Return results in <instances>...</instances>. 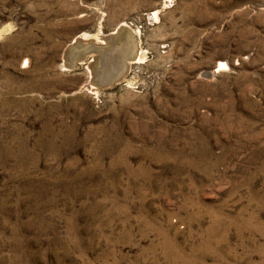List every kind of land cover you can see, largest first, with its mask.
<instances>
[{
    "label": "rangeland",
    "instance_id": "rangeland-1",
    "mask_svg": "<svg viewBox=\"0 0 264 264\" xmlns=\"http://www.w3.org/2000/svg\"><path fill=\"white\" fill-rule=\"evenodd\" d=\"M123 23L145 58L96 94L64 54ZM0 32V264H264V0H0Z\"/></svg>",
    "mask_w": 264,
    "mask_h": 264
},
{
    "label": "bare ground",
    "instance_id": "bare-ground-1",
    "mask_svg": "<svg viewBox=\"0 0 264 264\" xmlns=\"http://www.w3.org/2000/svg\"><path fill=\"white\" fill-rule=\"evenodd\" d=\"M96 36L84 33L76 38L72 46L66 50L62 66L73 70L80 63H84L85 57L91 54L92 63L88 62L86 67L92 76L94 74L97 76V83L90 85L93 92L97 94L99 88H109L123 82L130 84L131 81L126 76L128 69L132 64L145 58L139 45L138 32L123 23L106 38ZM97 41H101V44ZM101 64L103 67H100Z\"/></svg>",
    "mask_w": 264,
    "mask_h": 264
},
{
    "label": "water",
    "instance_id": "water-1",
    "mask_svg": "<svg viewBox=\"0 0 264 264\" xmlns=\"http://www.w3.org/2000/svg\"><path fill=\"white\" fill-rule=\"evenodd\" d=\"M100 67H103V64H101ZM97 69H98V68H97ZM96 79H97V76H96Z\"/></svg>",
    "mask_w": 264,
    "mask_h": 264
}]
</instances>
